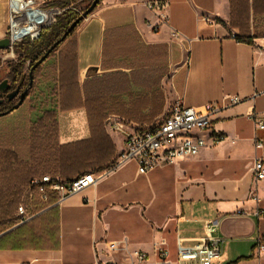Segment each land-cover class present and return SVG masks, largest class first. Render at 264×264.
<instances>
[{
  "label": "crops",
  "instance_id": "0c3cea01",
  "mask_svg": "<svg viewBox=\"0 0 264 264\" xmlns=\"http://www.w3.org/2000/svg\"><path fill=\"white\" fill-rule=\"evenodd\" d=\"M7 1L0 0V39ZM145 1L102 0L57 51L59 144L107 142L111 168L124 136L107 120L146 129L179 99L199 111L212 105L211 132L221 141L147 174L126 162L61 205L50 195L43 219L0 239V264H128L136 252L154 264L163 241L176 260L178 239L195 244L207 220L221 222L224 239L214 264H264L257 250L264 216L253 214L264 211V180L255 184L252 172L256 158L264 161V130L251 119L264 112V0H166L168 23L159 31L148 25L157 19ZM90 115L105 117L101 128L92 130Z\"/></svg>",
  "mask_w": 264,
  "mask_h": 264
},
{
  "label": "built area",
  "instance_id": "2783aa9c",
  "mask_svg": "<svg viewBox=\"0 0 264 264\" xmlns=\"http://www.w3.org/2000/svg\"><path fill=\"white\" fill-rule=\"evenodd\" d=\"M7 4V37L10 39L8 51L12 56L19 43L38 40L43 30L56 24L60 15L65 11L57 6L46 4V0H8ZM145 6L157 19L155 23L149 21L148 25L153 31H159L162 25L168 23L166 11L169 8V2L146 0ZM172 35L174 38L180 36L176 31H172ZM229 100L235 104L239 98L230 97ZM215 111L216 109L212 105H207L204 111H199L196 108L185 106L183 100L179 99L163 121L146 129H134L124 121L109 118L107 120L109 129L116 133H122L124 136V151L117 163L111 168L86 172L71 181L51 175L34 178L26 190L25 199L17 207L15 224L9 230L29 222L45 211L42 209L38 213L35 212L33 205L35 199L45 203L49 200L50 195L55 194V205H61L70 196L95 185L114 168L126 162L134 161L138 166V173L147 174L158 167L199 155L210 143L216 145L221 141V137L217 133L211 132L213 125L211 115ZM251 119L255 122L257 131L264 130V112L253 113ZM254 144L257 149L263 148V141L258 136H255ZM252 172L255 184L264 180L263 159L256 158L254 160ZM252 197L256 201L259 200L255 193H252ZM253 214L262 217L264 211L257 210ZM220 223L218 220L205 221V234L193 245H187L183 239H178L176 260L169 259V252L164 248L165 242L163 241L157 248L159 259L154 264H214L221 262L225 253L222 249L224 239L217 233ZM4 233L0 232V237ZM257 250L259 252L264 250V241L261 238L258 240ZM128 264H148V257L146 253L136 252L134 259Z\"/></svg>",
  "mask_w": 264,
  "mask_h": 264
},
{
  "label": "trees",
  "instance_id": "16d2710c",
  "mask_svg": "<svg viewBox=\"0 0 264 264\" xmlns=\"http://www.w3.org/2000/svg\"><path fill=\"white\" fill-rule=\"evenodd\" d=\"M74 1L76 0H59L54 1L52 5L66 9ZM101 1H99L98 5ZM79 16L80 14L75 13L71 9H67L60 15L56 24L43 30L38 40L34 42L26 41V43L23 42L22 45L16 46L14 51L24 58L23 62L18 66V70H23L26 61H35L44 55L63 36L69 26ZM77 27L50 56L62 47L74 34ZM248 41L252 42V39ZM37 81V87L43 82L46 83L48 90L52 87V96L48 94L46 97L48 102L47 109L41 108L43 100H39V102L38 99L36 100L38 103L35 102L33 108L36 111L39 110V114L29 129L28 137L25 136L23 139L13 142L9 136L2 134L0 136V225L5 224L4 222L16 212L25 189H27L31 180L34 178L51 175L52 177L59 176L65 181H71L88 171L103 170L105 169L104 166L109 162V159H107V142L95 143L91 138V140L85 142L66 145L59 144L58 123L56 119L57 107L51 106V102H56V94L58 91L60 101L62 96L61 86L59 89L56 83L55 63L49 64L45 69L42 66L38 72ZM104 118L99 115H90V123L93 131L95 127L101 126ZM21 144H25L23 146L25 149L18 147ZM51 202L50 198L45 203H41L35 199L33 201L35 212L38 213L42 209H45V211L35 216L29 222L12 230H9L12 227L6 230L1 229L3 227L0 226V232H5L0 239L26 225L39 222L43 219V215L51 209Z\"/></svg>",
  "mask_w": 264,
  "mask_h": 264
},
{
  "label": "rangeland",
  "instance_id": "374dc122",
  "mask_svg": "<svg viewBox=\"0 0 264 264\" xmlns=\"http://www.w3.org/2000/svg\"><path fill=\"white\" fill-rule=\"evenodd\" d=\"M92 2L93 0H76L73 5V9H74L73 11L81 15ZM52 3L53 2L51 0H46V4L52 5ZM22 44L23 43H19L17 46H20ZM57 51H55L50 58L48 57L49 58L48 60L49 62H47L48 64L54 63L55 61L54 59H56L54 57H56ZM21 57L22 56L18 55L15 51H14V55L12 56L8 50H0V70L2 69L3 66H6L7 64L11 62L16 63V61H19ZM30 63H31V60L25 62V66H24L25 70L27 69ZM51 89L52 87L48 90L46 83L43 82L38 87L36 86L34 88L33 92L30 94V97L25 101V103L20 108H18L11 114L0 117V133L2 135L11 137L13 142H17L18 140L23 139L25 136L28 137L29 129L33 121H35L38 118V114H39V110L36 111L35 108H33V105H35V102H37L36 100L38 99V102L39 100L40 101L43 100V105L41 104L42 109H45L46 107H48V102L46 100V97L48 94H51ZM51 106L60 107L59 91L56 94V102L54 101L51 102ZM24 145L25 144H21L20 146L23 147ZM22 149H25V148L23 147ZM26 190L27 189H25L21 197L19 205L25 199ZM16 213H17V210L13 215L10 216V218H8L7 221L4 222L5 224L0 225L1 227H3L1 229L7 230L8 228L12 227L15 224L14 222H15Z\"/></svg>",
  "mask_w": 264,
  "mask_h": 264
},
{
  "label": "flooded vegetation",
  "instance_id": "af4514ba",
  "mask_svg": "<svg viewBox=\"0 0 264 264\" xmlns=\"http://www.w3.org/2000/svg\"><path fill=\"white\" fill-rule=\"evenodd\" d=\"M23 60L24 58L21 57L16 63L11 62L0 70V117L17 110L18 108L14 109V107L20 102L22 94L26 92L21 107L37 85L38 72L43 63L33 69L38 60L31 61L26 70L23 68L19 71L18 66Z\"/></svg>",
  "mask_w": 264,
  "mask_h": 264
},
{
  "label": "water",
  "instance_id": "95a60500",
  "mask_svg": "<svg viewBox=\"0 0 264 264\" xmlns=\"http://www.w3.org/2000/svg\"><path fill=\"white\" fill-rule=\"evenodd\" d=\"M100 0H93L91 5L77 18L67 29V31L63 34V36L56 41L49 49L45 52V54L35 63L33 66V69L41 65L46 61V59L50 56V54L61 44L63 43L68 35L74 31V29L84 20L86 19L91 13L95 11V9L98 6ZM10 48V39L8 37H5L3 39H0V50H8ZM26 96V92L22 94L20 102L14 107V109H17L22 104L24 98Z\"/></svg>",
  "mask_w": 264,
  "mask_h": 264
}]
</instances>
